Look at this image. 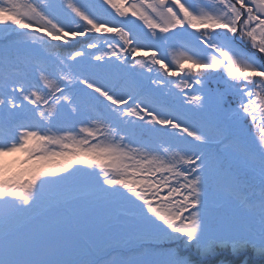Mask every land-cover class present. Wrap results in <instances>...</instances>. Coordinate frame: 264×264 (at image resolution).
I'll use <instances>...</instances> for the list:
<instances>
[{
    "label": "snow or ice",
    "instance_id": "snow-or-ice-1",
    "mask_svg": "<svg viewBox=\"0 0 264 264\" xmlns=\"http://www.w3.org/2000/svg\"><path fill=\"white\" fill-rule=\"evenodd\" d=\"M262 258L264 0H0V264Z\"/></svg>",
    "mask_w": 264,
    "mask_h": 264
},
{
    "label": "trees",
    "instance_id": "trees-1",
    "mask_svg": "<svg viewBox=\"0 0 264 264\" xmlns=\"http://www.w3.org/2000/svg\"><path fill=\"white\" fill-rule=\"evenodd\" d=\"M257 135H258V133H257ZM243 192L245 195H247L249 197H251V194L253 192L257 193V196H258L259 189H258V186L253 185L246 180L244 187H243ZM221 211H223V208H221ZM240 214L241 215H247L246 213H243V212H241ZM130 228H131L130 225H127V224L121 222V223L114 225L109 230V232H91L89 234V242L92 245H100L101 243L107 242L111 236H114L117 233L122 232V231H128V230H130ZM109 243H111V241H109ZM110 254H112V253H110ZM128 254L132 255V256L136 255V253H134V252L128 253ZM246 254L251 256V253H246ZM262 259H264V258H262Z\"/></svg>",
    "mask_w": 264,
    "mask_h": 264
}]
</instances>
